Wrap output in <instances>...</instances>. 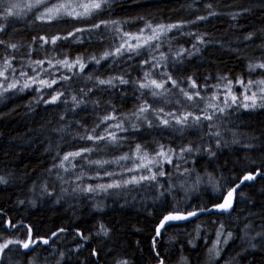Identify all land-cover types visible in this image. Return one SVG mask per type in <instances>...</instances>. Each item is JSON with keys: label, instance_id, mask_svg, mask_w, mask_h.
<instances>
[{"label": "trees", "instance_id": "trees-1", "mask_svg": "<svg viewBox=\"0 0 264 264\" xmlns=\"http://www.w3.org/2000/svg\"><path fill=\"white\" fill-rule=\"evenodd\" d=\"M62 1L0 0V244L57 233L10 244L0 264H264L262 178L228 215L154 240L165 215L217 205L264 172V0H107L39 19Z\"/></svg>", "mask_w": 264, "mask_h": 264}, {"label": "snow or ice", "instance_id": "snow-or-ice-1", "mask_svg": "<svg viewBox=\"0 0 264 264\" xmlns=\"http://www.w3.org/2000/svg\"><path fill=\"white\" fill-rule=\"evenodd\" d=\"M43 0H36V5L42 3ZM107 0H88L87 3H79L76 5V7H79L81 9H83L82 12H77L76 11V8L73 7L72 3L70 2H66V3H60L58 5H55L51 8H48L47 9V12L45 14H42L39 19H44L45 18V15L47 16V18L49 20L51 19H55L57 17H60V16H74V17H77V18H83V17H87L89 15L92 14V12L96 11V10H99L101 9L102 5L104 3H106ZM35 6V5H33ZM17 5L16 4H11L10 6H6L4 9H2L4 12H5V16H12L14 13L12 11L13 8H16ZM203 19V17H202ZM101 25L100 24H96L94 25L95 28H99ZM149 28H152L151 25H148ZM174 27H179V25H169L167 26V29L170 30L171 28H174ZM160 30L161 31H164L165 30V26L164 25H160L159 26ZM2 30V29H0ZM77 31H82L81 29H78ZM153 33L156 32V29H152ZM70 35H72L70 33ZM125 35H129V34H125ZM250 38V37H248ZM41 39L43 40L44 38L41 37ZM58 39H61V37H55L51 42L52 43H55L56 40ZM132 39L136 40V41H139L141 39V37L139 35H135V36H132ZM154 39H158V35H152V36H149L145 41H144V44H140L139 42L135 45H131L129 44L128 48L129 50L131 51H136L137 49L147 45L151 40H154ZM45 42H48V41H45ZM0 43H2V41H0ZM11 47L15 48L16 46L15 45H11ZM117 52H120L121 49L120 48H117L116 49ZM109 55V53H105V56ZM37 63H40V62H37ZM63 64L67 65L68 62L67 61H63L62 62ZM77 63H79V61H77ZM69 67H71V65H69ZM81 67H83V65H81ZM259 67L261 68H264V64H261L259 65ZM8 68H11V63L10 61H5L4 63V69L7 70ZM4 75V71H0V76H3ZM121 83H127V81H124V80H121L120 81ZM41 84H44L48 87H51V84H48L46 81H43L41 80L40 81ZM52 83H55V81H52ZM100 84H105V83H108V84H111L112 81L109 80V81H104V80H101L99 81ZM175 83V82H173ZM242 83V82H241ZM258 84H264V81H258L257 82ZM152 84H154L157 88H160L162 87L161 84H158L156 83V81H152ZM29 85L25 84V87H28ZM10 87H15V84L13 85H10ZM141 87H147V85H141ZM193 87H195V85H193ZM7 90V89H6ZM262 92H264V89L261 90ZM153 95H155V93H153ZM185 95H187V93H185ZM193 97L192 96H188V99L191 100ZM246 100H251L252 101V104L251 106L252 107H255L256 106V100H257V97H256V94L253 93L251 96H245L244 97ZM58 99L57 96H53L52 97V100L50 102H55L56 100ZM75 99V98H73ZM261 100H264V96H261L260 97ZM232 100L235 101L236 100V97L233 96L232 97ZM250 105L248 104H245L244 107H249ZM145 109H141V111H144ZM221 111H223V109H221ZM205 119H211V117H204ZM107 119V118H106ZM187 119V117H185V120ZM196 120H199L200 117H196L195 118ZM165 124H167L168 122L167 121H164ZM177 123H181V121H177ZM88 139H92V137H87ZM99 139H103V137H98ZM190 150V149H189ZM81 153L80 152H75V153H69L68 155L64 156V160H68L69 159V156H80ZM126 158V157H125ZM99 163V162H97ZM62 166V165H61ZM110 175V174H109ZM160 175H163V173L161 172ZM155 177H153L154 179ZM255 177L252 176V175H247L243 178V180L241 181V183H243L244 180H252L254 179ZM138 181H135V180H129V181H126V183H137ZM103 187V186H101ZM108 188H112V187H120L119 184H109L107 185ZM236 187H239V185H237ZM88 191H93V189L89 188L87 189ZM235 188L231 189L230 191H228L227 193V198H225L224 200V203L220 204V205H217V207L222 210V211H227L228 209L231 208L232 206V197H233V193L235 192ZM189 216H194L196 215L195 212H192V213H189L188 214ZM188 217L187 216H184V215H169L167 217L164 218V221H162L161 223V227H163V224L164 222L166 221H169V220H181V219H187ZM13 227L15 225H12ZM30 231V230H29ZM45 244L48 243L47 240H44L43 241ZM13 243H18L20 244L24 249H28L31 245L35 244V241H33L31 239V236H29L28 240L27 241H7L6 243H3V244H0V253H3L5 249H7L9 247L10 244H13ZM161 264H163V261H161Z\"/></svg>", "mask_w": 264, "mask_h": 264}, {"label": "water", "instance_id": "water-1", "mask_svg": "<svg viewBox=\"0 0 264 264\" xmlns=\"http://www.w3.org/2000/svg\"><path fill=\"white\" fill-rule=\"evenodd\" d=\"M247 175H252L254 176L255 178L252 179V180H244L243 183H241V181L243 180V178H241L239 180V182H237L235 185H233L228 191H230L231 189L235 188V192L233 193V197L231 198L232 199V206H233V203H234V195L236 194V192L238 190H240L244 185L246 184H249V183H252L255 179L257 178H262L264 179V172H254V173H249ZM246 175V176H247ZM237 185H239V187H236ZM228 191L225 193V195L223 196L221 202L217 205H220L222 203H224V200L225 198H227V193ZM217 205H214V206H211L207 209H204V210H194V211H191V212H188V213H181V212H175V213H169L167 215H165L159 222V224L156 226V229H155V236H154V240H158L161 233L164 231L165 228L169 227V226H173V225H183V224H186L188 222H191V221H194L196 219H198L200 216L202 215H210V214H215V215H228L231 208L228 209L227 211H222L220 210ZM192 212H195L196 215L194 216H189L188 214L189 213H192ZM169 215H184V216H187L188 218L187 219H181V220H169V221H166L164 222L163 224V227H161V223L162 221H164V218L169 216ZM8 224V223H7ZM57 235V233H55L51 238L49 239H37V240H34L35 241V244L31 245L28 249H24L25 251H28L29 249H31L33 246L37 245L38 243L42 242L43 244H45L43 241L44 240H47L48 243ZM31 236V234L29 235ZM32 239V238H31ZM161 261H158L157 264H161Z\"/></svg>", "mask_w": 264, "mask_h": 264}, {"label": "rangeland", "instance_id": "rangeland-1", "mask_svg": "<svg viewBox=\"0 0 264 264\" xmlns=\"http://www.w3.org/2000/svg\"><path fill=\"white\" fill-rule=\"evenodd\" d=\"M46 1V0H43V2ZM66 2H69V0H63L61 3H66ZM70 2L72 3L73 7L76 8V11L77 12H82L83 9L79 8V7H76L77 4L79 3H87L88 0H70ZM60 4V3H59ZM248 101V100H247ZM251 101V100H250ZM257 101V100H256ZM252 102V101H251ZM225 239H228V238H225ZM222 240L221 241H217L216 243H214V250L211 254V257L209 259V263H214L218 260L219 256L221 255V249L220 247L222 246ZM224 245V244H223ZM222 248V247H221Z\"/></svg>", "mask_w": 264, "mask_h": 264}]
</instances>
